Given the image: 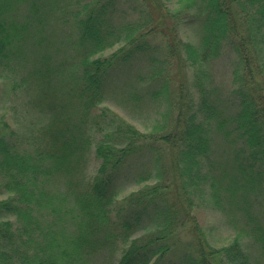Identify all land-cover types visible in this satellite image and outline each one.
Wrapping results in <instances>:
<instances>
[{
    "label": "trees",
    "instance_id": "trees-1",
    "mask_svg": "<svg viewBox=\"0 0 264 264\" xmlns=\"http://www.w3.org/2000/svg\"><path fill=\"white\" fill-rule=\"evenodd\" d=\"M18 1H30L36 22L44 26L40 0H0V63L6 66L21 61L23 43L29 41L28 22L17 26L6 20ZM140 1L144 20L153 19L151 31L169 41L176 64L182 65L181 50L186 60L198 65V99L194 101L180 81L178 87L171 84L160 68L151 74L158 88L149 91L150 98L169 105L150 131H140L107 106L92 111L105 98L116 69L129 63L135 52L149 50L147 40L134 35L146 29L143 20L118 26L111 18L115 0H94L87 16L77 21V46L85 49L68 75L54 79L53 69L47 70L42 61L29 71L37 94L26 104L44 119L38 116L18 127L6 121L0 125V192L7 193L0 198V264H89L90 254L114 244L116 234L125 240L146 215L152 236L132 238L116 264H159L172 247L166 236L175 224L185 225L192 236L181 254L183 264H246L239 241L213 248L204 240L190 210L193 191L187 184L194 180L200 188L201 182H208L217 207H223L219 193L228 191L231 206L248 216L249 193L264 180V0H178L174 9L165 0ZM145 6L155 14H148ZM182 7L191 12L187 18L180 13ZM181 22L199 24V43L177 38ZM122 39L127 46L90 57ZM224 41L238 61L234 87L221 94L217 86L204 84V67ZM27 79L22 87L28 89ZM125 99L133 104L148 101L134 89L126 91ZM4 116L1 113L0 120ZM218 138L223 146L213 149ZM91 151L99 160L92 177L86 174ZM141 155L149 156L157 182L133 195L129 209L119 205L113 217L110 205L119 173L129 159ZM252 228L264 256V228L259 222Z\"/></svg>",
    "mask_w": 264,
    "mask_h": 264
},
{
    "label": "rangeland",
    "instance_id": "rangeland-1",
    "mask_svg": "<svg viewBox=\"0 0 264 264\" xmlns=\"http://www.w3.org/2000/svg\"><path fill=\"white\" fill-rule=\"evenodd\" d=\"M93 1L40 0L44 5L42 23L44 26L36 22L37 13L32 10L33 4L30 1L16 2V7L11 10V14L6 20L15 22L17 26L20 22H28L29 41L26 40L23 43L25 55L22 56L21 61L13 60V63L9 64L11 66L0 63V114H5V118L0 120V125L6 121L11 127H18V123L23 126L37 121L38 116L42 120L44 119L35 108L26 104L31 102L30 99L35 98L37 94L29 71L34 65L42 61L47 70L53 69L52 76L54 79L62 80L68 75L71 68L78 63V59L85 49L77 46L79 32L77 21L87 16L86 9ZM165 2L169 9L179 6L178 0H165ZM142 6L140 0H115V6L111 10L112 20L118 26L125 25L127 22L135 23L143 20L147 26H145L146 29H138L134 35L146 39L149 43L147 47L149 50L147 52H135L129 63L116 69L110 80L107 81L105 98L97 106H94L92 111H97L98 106H107L140 131L147 132L153 129L154 124H160L162 111L169 105L166 100H152L150 98L149 91L158 88L157 82L151 77L153 71L156 69L160 71L161 68L160 72L170 78L171 84L174 86L177 84L178 87L180 81L182 85L189 87L194 101L198 99L196 81L200 78V72L197 71L198 65H193L189 60H186L185 54L181 50L182 67L176 64L167 45L169 41L166 43L165 38L158 31H151L153 30V19H147L148 22L144 20L145 12L141 9ZM145 10L148 14H155L153 8L145 6ZM181 12L186 18L191 14V12L185 11L184 7L180 9ZM176 35L181 42L189 41L197 44L199 43L200 26L194 22H181L176 27ZM125 46H127V42L122 39L90 57L108 56L118 48ZM262 48L264 57V45ZM237 61V53L229 42L224 41L220 53L206 62L204 84H213L218 87L219 93L226 94L234 87L233 69ZM76 69L79 70V66ZM26 78L31 85L28 89L22 87ZM69 81L70 79L65 80L68 87ZM131 89L145 94L148 101L142 100L140 104L128 102L125 99L126 91ZM130 101L132 100L130 99ZM18 129L20 136L22 128ZM219 139L213 141V149L219 150V147L223 146ZM223 143L226 144L224 140ZM89 156L86 174L92 177L96 172L99 160L93 151L90 152ZM134 157L127 161L119 173L117 194L110 205V213L113 217L116 216L119 205L129 209L128 203L133 195L157 182V179L152 176L153 164L149 156L141 155L135 159ZM140 176H147V178L137 180ZM169 179V175L164 174V180L169 182ZM199 185V182L192 180L191 184H187V187L193 191L190 210L197 218L204 240L213 248H220L237 240L242 246L243 254L247 256L246 264H264V256L259 254L258 236L251 232L252 227L257 222L264 228V180L249 193V200H247L249 217L245 216L241 208L231 206L228 191L224 190L219 193L218 197L223 207L219 205L217 207L210 194L208 182H201L200 188H198ZM53 188L56 189V184L53 185ZM6 195V191L1 189L0 198ZM138 206L141 204L138 203ZM148 221L149 216L147 215L141 218L139 221L141 227L125 240L116 234L114 244L105 246L102 250H98L99 252L95 251L92 255L90 254L91 256L89 255V264H116L123 249L127 247L132 238L141 235L144 237L152 236L149 235L151 229ZM144 225L146 226L144 227ZM182 226L175 224L171 227L170 235L166 236L168 237L166 241L172 247L159 264L184 263L181 254L188 249L192 236L184 227L185 225Z\"/></svg>",
    "mask_w": 264,
    "mask_h": 264
}]
</instances>
